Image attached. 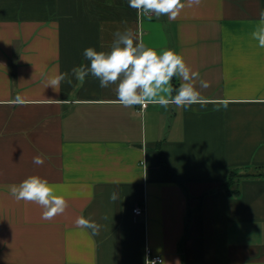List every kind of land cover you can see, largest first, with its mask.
Instances as JSON below:
<instances>
[{
  "label": "crops",
  "instance_id": "crops-1",
  "mask_svg": "<svg viewBox=\"0 0 264 264\" xmlns=\"http://www.w3.org/2000/svg\"><path fill=\"white\" fill-rule=\"evenodd\" d=\"M262 9L202 0L169 20L128 0H0V264H148V249L166 264H264V177L240 180L235 197L222 188L233 169L264 172V48L252 37ZM127 28L182 55L209 83L195 82L201 95L227 109L125 108L115 84L91 75L45 87ZM18 95L25 104L9 103ZM29 176L66 199L63 214L44 220L41 206L10 195ZM79 216L99 234L76 227Z\"/></svg>",
  "mask_w": 264,
  "mask_h": 264
},
{
  "label": "clouds",
  "instance_id": "clouds-1",
  "mask_svg": "<svg viewBox=\"0 0 264 264\" xmlns=\"http://www.w3.org/2000/svg\"><path fill=\"white\" fill-rule=\"evenodd\" d=\"M202 0H128V6L137 13L156 17L167 16L169 20H175L182 9L200 5ZM260 25L253 31L252 37L257 40L259 47L264 48V9L259 12ZM89 65L81 64L71 69V75L63 72L50 76L45 87H51L59 92L62 82L72 85L75 77L80 85L91 75L99 81L101 88H108L115 84L117 103L125 108L139 106L142 110L148 105H159L167 109L170 105L178 108L190 109L192 105L201 107L209 103L217 105V111L222 106L227 109L231 103L228 99L210 101L203 97L197 90L195 82L199 80L201 88H208L209 83L199 79V72L192 71L186 64L182 55L172 49H164L158 52L145 45L142 39L131 29L116 31L109 51H97L88 47L83 53ZM178 77L182 81L179 87L172 84L173 78ZM59 103H71L68 100L57 101ZM9 103L23 105L26 101L17 96ZM33 163L42 165L44 159L37 155L33 157ZM10 195L16 201L34 202L42 207V219L52 220L61 215L68 207L66 199L57 195L53 186L46 179L39 176H29L22 182L9 186ZM112 201L118 199V194L112 192ZM107 219V217H104ZM78 228L91 229L93 235H98L101 225L93 220L79 216L75 220ZM150 264H158L156 260ZM159 264H166L159 261ZM179 264V261H177Z\"/></svg>",
  "mask_w": 264,
  "mask_h": 264
},
{
  "label": "trees",
  "instance_id": "trees-1",
  "mask_svg": "<svg viewBox=\"0 0 264 264\" xmlns=\"http://www.w3.org/2000/svg\"><path fill=\"white\" fill-rule=\"evenodd\" d=\"M175 81V79L173 78ZM160 163L164 167V161L162 157H160ZM264 177V172H257L255 174H241L238 170L233 169L229 172L228 177L224 184L222 185V188L225 190V192L228 194L229 197H235L239 195V189H238V183L242 179H255V178H260ZM193 212L189 211L188 214V223L190 222L192 218Z\"/></svg>",
  "mask_w": 264,
  "mask_h": 264
},
{
  "label": "built area",
  "instance_id": "built-area-1",
  "mask_svg": "<svg viewBox=\"0 0 264 264\" xmlns=\"http://www.w3.org/2000/svg\"><path fill=\"white\" fill-rule=\"evenodd\" d=\"M134 213L136 216H143L145 214V207L138 205L134 209ZM156 260L159 264V261L163 260L160 256H154L150 249L147 250V263L150 264V261Z\"/></svg>",
  "mask_w": 264,
  "mask_h": 264
}]
</instances>
